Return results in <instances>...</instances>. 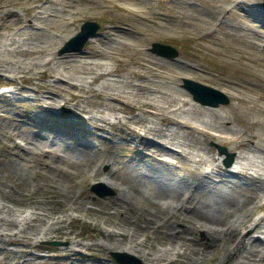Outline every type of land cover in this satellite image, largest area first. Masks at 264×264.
Wrapping results in <instances>:
<instances>
[{"label": "bare ground", "instance_id": "bare-ground-1", "mask_svg": "<svg viewBox=\"0 0 264 264\" xmlns=\"http://www.w3.org/2000/svg\"><path fill=\"white\" fill-rule=\"evenodd\" d=\"M28 2L31 5L23 10L24 15L6 11L0 16V64L20 74L21 82L31 81L35 86L33 99L42 109L52 113L47 103L55 104V96H61L73 109L72 117L79 118L68 125L57 115L50 119L27 115L20 124L12 114L0 113V120L8 122L0 126V133L9 139L4 146L10 157L11 182L0 183V237L20 245L17 254H21V264H50L57 258L67 264H85L71 260L83 254L94 258L105 249L135 254L142 264L215 263V255H220L216 264H264V238L254 236L264 234V213L254 217L264 195V106L243 94L244 90L262 89L264 77L250 71L235 77L223 74L218 83L231 102L202 105L184 98L180 80L210 78L212 70L149 54L146 46L152 37L138 30L109 28L104 37L90 40L91 50L86 53L58 57L48 51L46 41L69 39L75 33L68 28L75 25L76 13L59 0ZM244 10L250 13L242 15ZM233 11L245 20L241 26L250 41L244 42L258 51L264 46V31L256 29L249 17L253 22L260 17L264 28L263 0H232L227 12ZM223 18L217 20L219 25L225 23ZM129 33L142 37L138 47L128 42L132 37ZM210 35L197 38L207 41L213 37ZM126 49L135 53L129 62L121 58ZM248 58L258 61L255 55ZM118 67L122 70L119 73ZM30 68L42 69L41 76L50 80L41 83L33 75L27 76ZM79 82H101L107 93ZM86 89L96 90L100 104L98 116L83 119L81 113L86 110L81 91ZM127 105L137 114L121 119L117 113L125 112ZM109 114L115 116L116 124ZM142 116L159 117L167 128L161 130L157 123L147 125ZM83 125L90 126L96 135L106 127H125L131 136L126 145L134 144L128 147L130 159L113 156L96 160L97 151L88 140L91 134H85L87 139L79 137ZM180 129L190 136L201 135L205 142L227 145L236 152L235 162L230 167L220 166L215 157L185 153L183 147L188 145L176 140ZM98 138L102 144H115L109 138ZM171 146L180 150L176 152ZM178 159L187 161L194 177L173 170ZM103 161L109 164L108 171L102 169ZM32 166L41 169L37 190L26 180ZM90 181L102 182L117 190L116 194L91 201L80 187ZM62 200L64 205L59 207ZM69 211L78 215L71 216ZM79 215L94 225L90 229L95 233L87 239L100 237L102 242H81L84 237L73 226ZM97 225L101 227L96 229ZM200 230L204 239L197 236ZM51 238L68 245L47 258L32 253L37 242ZM0 253V264H12L5 257L6 250L0 248Z\"/></svg>", "mask_w": 264, "mask_h": 264}, {"label": "rangeland", "instance_id": "rangeland-1", "mask_svg": "<svg viewBox=\"0 0 264 264\" xmlns=\"http://www.w3.org/2000/svg\"><path fill=\"white\" fill-rule=\"evenodd\" d=\"M0 0V16L6 11H15L19 15H24V9L31 5L28 0ZM61 3L68 8L70 12H75L77 16V21L75 25L69 30H74V34L69 39H55L47 40L46 48L49 52H54L56 56L61 57L68 55L69 53H79V52H69L61 53L63 47L67 42L77 36L81 31V27L86 22H95L99 28L92 40L104 37L105 31L109 28L120 29V30H138L142 35L152 37L146 46L147 52L149 54L163 58L165 60H186L192 65H202L213 72L214 79L209 77H194L186 78L193 80L205 86L215 89L223 93L228 98L227 104L231 102V98L228 94L222 91V87L218 83V78L223 74L231 77L238 76L243 72L250 71L254 74L264 77V46L258 51L255 47L244 41H250L247 31L241 26L244 19L241 15L238 16L237 12L229 13V5L232 0H59ZM249 14L250 11H245L242 15ZM136 14H140L143 17H137ZM145 17V19H144ZM225 18V23L219 25L217 20ZM1 18V17H0ZM223 18V20H224ZM250 18L253 26L256 29L264 31L261 24V18L256 17L254 19ZM18 31V30H16ZM210 35L212 38L207 41L199 40L198 35ZM131 39L128 40L129 43L139 46L142 37L140 34L129 33ZM160 37L156 38L155 36ZM155 37V38H154ZM90 39V40H91ZM90 40L84 45L81 53H86L91 50ZM159 43L162 45H168L173 47L177 56L175 58H167L160 56L153 52V44ZM2 49V48H1ZM0 49V52L3 51ZM259 52V53H258ZM5 56V54L2 52ZM251 55L258 57V61L251 60L248 58ZM135 57V53L130 50H124V55L121 58L124 62H129ZM5 58V57H4ZM3 67V71H0V86L2 84L11 85L8 88L1 89L0 94L5 93L6 97H0V113L12 114L15 116L20 124H23L26 120L27 115L34 116L36 118H47L50 119L54 115L60 117L61 120H65L66 124H73L78 121V116L72 117L73 109L70 105L65 104V99L63 97L55 96L58 102L55 104L47 103L48 107L51 108L52 113H48L40 107V103L33 99L34 85L29 82H21L20 74L11 72L7 66L4 67L0 64V68ZM42 69L30 68L26 71V75H33L38 82H48L50 79L43 78L41 76ZM121 67H118L117 73H119ZM127 72V71H126ZM183 79L180 80L179 88L183 90L186 94L184 98L193 101V96L189 91L183 88ZM101 82H96L95 84L88 85L87 83L79 84L84 86H92L94 89H100L102 93H107V91L102 90L100 87ZM128 90L127 88L124 90ZM11 91H17V94H12ZM96 91V90H95ZM92 90L81 91L82 95V105L86 112L81 113V118L87 119L91 117L98 116L97 109L100 104V97L96 95V92ZM243 94L253 102H257L264 106L263 97L264 87L259 90H254L252 92L243 91ZM68 98V96H66ZM214 99H218V96H213ZM106 99V98H105ZM198 102V101H197ZM131 104V103H130ZM199 104H201L199 102ZM52 114V115H49ZM133 109L127 105L125 112L117 113V116L121 119H131L136 115ZM110 120L116 124L117 119L114 115L109 114ZM142 120L146 122L147 125H153L157 123L161 130L166 129L165 125L160 123V118L146 117L142 116ZM8 125L5 120H0V126ZM131 126L136 128H141L137 123H131ZM175 129V128H174ZM176 130V129H175ZM142 132L143 129L141 130ZM79 137L87 139L85 135L88 133L91 136L88 138L91 146L96 149V160H104L108 157L121 158L127 161L131 157L129 153V146H134L126 144L131 139L129 131L119 126H113L112 128L106 127L103 131L99 132L98 135L92 133V129L88 125H83L81 128ZM177 139L187 144V147H183L185 153H189L192 156L204 155L205 157H215V164L220 166H225L224 158H220V152L217 146L224 147L228 154L233 156V162H235L236 152L230 150L229 147L221 142L217 141H203L201 135L193 134L192 136L187 135L186 131L183 129L177 130ZM109 138L115 144H102L98 137ZM8 137L1 132L0 133V183L7 184L11 183L9 181L10 177V166L8 165L10 161L8 148L4 144L8 143ZM173 150L179 151V148L171 146ZM171 148H167L169 151ZM172 150V151H173ZM198 166V165H196ZM102 169L104 171L109 170V164L106 161L102 162ZM176 172L186 175L187 177H194L195 172L192 171L191 166L188 165L187 161L178 159L174 166ZM26 180L32 190H37V186L41 182V169L40 167L32 166L26 172ZM243 183H251L248 179L240 178ZM98 185V189L102 192H112V194L100 197L92 191V187ZM81 190L90 195V200L94 201L97 198H108L116 194L115 189L105 185L102 182H83L81 185ZM37 192V191H36ZM35 196V195H34ZM0 202H2L0 200ZM8 205V204H6ZM59 207H63L64 201L58 203ZM31 206V205H30ZM27 209H29V207ZM70 215H78L77 213H72L69 211ZM264 213V195L259 200V209H257L255 216L257 217ZM73 222L75 231L81 233L84 239L81 241L83 244H91L93 242H102L100 237L96 240L87 239L88 236L95 233L91 230L94 225L86 217L80 216ZM102 225V224H101ZM101 227L97 225L96 229ZM178 227H182L178 225ZM197 236L201 239L205 238V233L199 231ZM255 238H264L263 233H255ZM55 243V244H52ZM34 244V243H33ZM38 247L32 249V253L40 255L42 258H47L48 256H55L57 252L62 251V248L67 246V242L61 241L56 238H51L49 240H42L37 242ZM20 245L10 244L9 238L0 237V248L6 250L8 254L5 257L9 258L12 264H21L23 259L21 254H17ZM89 253V251H85ZM115 253L120 254L121 260L131 264H142V259L135 254L128 252H115L109 251L107 249L99 252V254L90 258L88 255H81L77 259L71 260L74 263H85V264H126L121 263L114 256ZM1 255V253H0ZM215 263L206 264H216L220 258V255H215ZM4 258V255H2ZM33 264V263H30ZM35 264H40L35 263ZM50 264H67V262L62 258L53 259ZM179 264H188L186 261H181Z\"/></svg>", "mask_w": 264, "mask_h": 264}, {"label": "water", "instance_id": "water-1", "mask_svg": "<svg viewBox=\"0 0 264 264\" xmlns=\"http://www.w3.org/2000/svg\"><path fill=\"white\" fill-rule=\"evenodd\" d=\"M99 26L95 22H86L82 25L81 31L77 34V36L71 38L67 44L63 47L61 50V53H67V52H73V51H81L84 47V45L88 42V40L95 36L96 31L98 30ZM153 51L166 56V57H174L177 55L176 51L167 45H162L159 43L153 44ZM184 88H186L188 91H190L193 95L194 100L209 106H217L220 103H228V98L223 95L222 93L207 87L205 85L196 83L191 80H184ZM213 96H218V99H214ZM218 150L220 154H226V150L224 147H218ZM233 162V156L228 155V159L226 160V165L230 166ZM92 190L99 196H106L111 193L102 192L98 190L97 186H94ZM55 244V243H52ZM119 262L131 264L128 262H125L124 260H121L120 254L115 253L114 255Z\"/></svg>", "mask_w": 264, "mask_h": 264}]
</instances>
